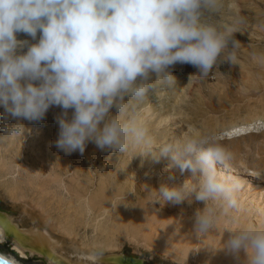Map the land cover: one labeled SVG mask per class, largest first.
Listing matches in <instances>:
<instances>
[{
    "label": "rangeland",
    "instance_id": "obj_1",
    "mask_svg": "<svg viewBox=\"0 0 264 264\" xmlns=\"http://www.w3.org/2000/svg\"><path fill=\"white\" fill-rule=\"evenodd\" d=\"M254 9L261 13L259 22L249 17ZM260 21L264 22V0H217L214 9H202L201 25L232 29L231 36L240 42L235 49L241 51L235 54L237 63L227 61L225 49L207 76H200L190 64L170 66L176 84L169 87L161 81L143 101H132L122 117V121L136 117L147 128L153 147L217 137L232 154L226 166L217 168L239 178V208L225 212L223 201L210 200L216 223L207 234L194 233L195 215L206 207L194 193L179 204L156 201L161 186L180 189L186 181L197 185L190 170L170 167L167 157L157 163L151 153L140 154L142 147L124 153L100 150L89 142L83 154H65L53 144L59 132L56 117L64 112L55 105L39 122L13 118L0 106V214L31 234L47 231L54 250L72 261L92 263L77 252L82 248L103 252L106 261L96 264H244L243 251L237 259L223 248L230 232L248 226L264 229V23ZM40 35L38 31L33 39L17 33V40L26 43L16 54H26ZM155 81L153 73L148 83ZM130 100L124 98L125 103ZM73 111L68 110V119ZM110 113L119 115L115 107ZM248 124L246 132L226 136L234 127ZM17 125L23 126V134L10 137ZM88 158L93 165L78 175ZM100 162L110 163L107 174L99 171ZM84 201L93 210L89 216ZM106 208L110 211L104 214ZM98 215L102 226L94 232L92 221ZM86 221L93 224L85 226ZM3 235L0 230L2 255L18 264H50L49 253L25 252Z\"/></svg>",
    "mask_w": 264,
    "mask_h": 264
},
{
    "label": "clouds",
    "instance_id": "obj_2",
    "mask_svg": "<svg viewBox=\"0 0 264 264\" xmlns=\"http://www.w3.org/2000/svg\"><path fill=\"white\" fill-rule=\"evenodd\" d=\"M217 0H0V106L13 118L39 122L51 106L64 112L54 146L65 154H83L89 142L100 150L127 153L142 147L155 162L170 158V167L190 170L197 185L161 186L159 202L179 204L193 193L206 202L195 215L197 237L215 227L210 200L223 201L224 211L238 209L239 178L225 175L232 154L217 137H193L153 147L148 130L136 117L122 121L132 101H143L149 89L162 81L169 87L176 78L170 66L190 64L207 76L228 49L227 61L237 63L239 41L232 29L217 31L200 24L202 9L212 10ZM40 39L24 55L17 33ZM231 45V47H229ZM156 75L150 84L151 74ZM139 78V82H138ZM22 81L24 83H22ZM39 81V86L34 82ZM130 96L127 103L124 98ZM115 107L119 113L112 116ZM73 109L71 119L68 110ZM23 126L10 137L23 134ZM158 148L159 152L153 151ZM224 250L244 264H264V229L248 226L233 233ZM0 264H12L0 257Z\"/></svg>",
    "mask_w": 264,
    "mask_h": 264
},
{
    "label": "bare ground",
    "instance_id": "obj_3",
    "mask_svg": "<svg viewBox=\"0 0 264 264\" xmlns=\"http://www.w3.org/2000/svg\"><path fill=\"white\" fill-rule=\"evenodd\" d=\"M254 10H252L253 11L252 13H248V14H250L249 17L252 18L253 20H257L258 21L259 18H261V16H260L261 13L259 11H257V10H255V11ZM247 18H248V16H247ZM260 22L261 23H264L263 21H260ZM244 42H245V40H244ZM239 51H236L235 50V54L238 55V52ZM240 53H241V51H240ZM249 126H251V124H248L247 126H244V125L236 126L233 129H231L230 131H228L226 136H235V134H237V135L238 134H242L243 132H246L248 130V127ZM84 162H86V164L84 166H82V168L79 169V171L77 173L80 176L83 173L84 168L86 166H88V165L91 166V164H92V158H88V160L87 161H84ZM97 165H98L97 167H98L99 171L102 172L101 174H107V172L109 171V168H110V163H108V162L101 163L100 162ZM105 176H107V175H105ZM67 191H68V189H67ZM69 193H71L70 190H69ZM83 203H85V201ZM84 206L86 207L87 204L85 203ZM89 207L90 206L88 204V208L86 207L87 208V214L85 212V215L86 216H89V213L93 211ZM104 207H107V206H104ZM84 211H86V210H84ZM109 211H110V209H107L106 208L104 214L106 212H109ZM100 216L101 215L95 216V218L92 221L93 223H95V225H93L94 232L96 230L99 231L101 229L102 223L100 221ZM83 217H84V215H83ZM84 219H85V217H84ZM92 222L86 221V223H84V224H85V226L86 225L87 226H90ZM0 230L3 231V234H4L3 235V238L6 237L7 239H11L12 241H14L18 245V247L21 250H23L25 252L32 253V254H36V255H42L43 253H46V254L49 253L50 257H47L48 259L47 258L46 259L48 260V263H50V264H96V263H100V262L106 261V258L104 257L103 252H99L97 249H95V250L94 249H90L88 251V250H84L82 248H77L76 249L77 252L78 253L80 252L79 254H85V256H88L90 258V260H91L92 263H90V262L87 263L84 260H80V261H78V260H76V261L69 260L68 258L61 256L59 253H57L54 250V248H53V243L54 242L51 239V237L48 234H46L47 231L45 233L44 232H39V231L37 232L36 231V232H34V233L31 234L28 231L26 232V231L20 230L16 225H14V223L12 222V220L9 217H7L5 215H2V214H0ZM106 230H107V227H106ZM106 230L104 229V231H106ZM107 232H109V234H110V231H107ZM0 256H3L4 258L9 259L6 256L2 255L1 253H0ZM9 260L12 262V264H18V263H16L12 259H9Z\"/></svg>",
    "mask_w": 264,
    "mask_h": 264
},
{
    "label": "flooded vegetation",
    "instance_id": "obj_4",
    "mask_svg": "<svg viewBox=\"0 0 264 264\" xmlns=\"http://www.w3.org/2000/svg\"><path fill=\"white\" fill-rule=\"evenodd\" d=\"M129 264H140V263H138L137 261L136 262L131 261Z\"/></svg>",
    "mask_w": 264,
    "mask_h": 264
},
{
    "label": "snow or ice",
    "instance_id": "obj_5",
    "mask_svg": "<svg viewBox=\"0 0 264 264\" xmlns=\"http://www.w3.org/2000/svg\"><path fill=\"white\" fill-rule=\"evenodd\" d=\"M19 254V253H18ZM0 257H3V256H0Z\"/></svg>",
    "mask_w": 264,
    "mask_h": 264
}]
</instances>
